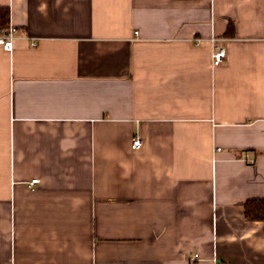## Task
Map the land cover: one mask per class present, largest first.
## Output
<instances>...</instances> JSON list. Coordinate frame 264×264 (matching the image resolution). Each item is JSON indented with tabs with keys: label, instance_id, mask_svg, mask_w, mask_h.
<instances>
[{
	"label": "crops",
	"instance_id": "0c3cea01",
	"mask_svg": "<svg viewBox=\"0 0 264 264\" xmlns=\"http://www.w3.org/2000/svg\"><path fill=\"white\" fill-rule=\"evenodd\" d=\"M0 6V264H264V0Z\"/></svg>",
	"mask_w": 264,
	"mask_h": 264
},
{
	"label": "built area",
	"instance_id": "2783aa9c",
	"mask_svg": "<svg viewBox=\"0 0 264 264\" xmlns=\"http://www.w3.org/2000/svg\"><path fill=\"white\" fill-rule=\"evenodd\" d=\"M19 30L16 26L10 25L8 29H4L0 32V46L6 50H12L14 47V40L18 37ZM138 34V32H136ZM211 42L214 45V50L212 53L213 64L219 65L223 63L226 59V49L225 47L218 44V39L212 37ZM200 41V39L198 40ZM143 141L140 136H136L132 141V147L138 149L142 146ZM39 179H32L31 184H35Z\"/></svg>",
	"mask_w": 264,
	"mask_h": 264
},
{
	"label": "trees",
	"instance_id": "16d2710c",
	"mask_svg": "<svg viewBox=\"0 0 264 264\" xmlns=\"http://www.w3.org/2000/svg\"><path fill=\"white\" fill-rule=\"evenodd\" d=\"M10 26V8L0 6V32ZM244 212L248 220L264 221V198H251L244 202Z\"/></svg>",
	"mask_w": 264,
	"mask_h": 264
}]
</instances>
